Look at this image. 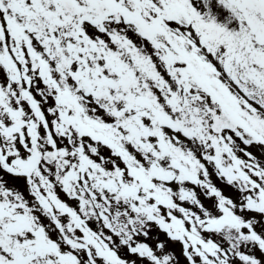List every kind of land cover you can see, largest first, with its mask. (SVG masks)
I'll use <instances>...</instances> for the list:
<instances>
[{
    "label": "snow or ice",
    "instance_id": "6c2138e0",
    "mask_svg": "<svg viewBox=\"0 0 264 264\" xmlns=\"http://www.w3.org/2000/svg\"><path fill=\"white\" fill-rule=\"evenodd\" d=\"M0 264H264V0H0Z\"/></svg>",
    "mask_w": 264,
    "mask_h": 264
}]
</instances>
